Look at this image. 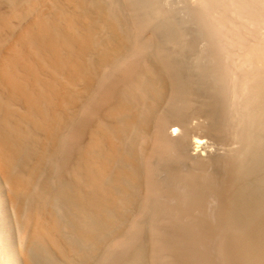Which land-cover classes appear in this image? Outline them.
Returning a JSON list of instances; mask_svg holds the SVG:
<instances>
[{
  "label": "bare ground",
  "instance_id": "1",
  "mask_svg": "<svg viewBox=\"0 0 264 264\" xmlns=\"http://www.w3.org/2000/svg\"><path fill=\"white\" fill-rule=\"evenodd\" d=\"M3 1L9 4L7 10L1 8V3H3ZM49 1L51 2V12H45L42 10V0H0V166L5 179L9 184H7V186H10V191L17 210L21 212L23 209H27V213L22 216L20 222V233L25 239V255L27 264H38L33 252L49 257L46 244L47 241L53 243L69 260H71V253H77L84 259H88L90 257V252L79 248L76 243L71 242L74 240L67 239L63 223L64 217L59 213V209L56 208V205L54 204V206L51 203L53 201H55V203H57V201L59 202L61 199L57 200L58 197L63 199V201L61 200V202H63L62 205H65L64 202H67L68 204L66 205H71L74 210L72 213V223L70 222L69 224L80 232L82 241L84 240L83 242L91 244V248L95 250L100 248L104 242L107 243L105 238L109 227H113V225H116L121 221L123 223L127 215L128 219H126V223L128 224V233L126 235L122 234V237L120 236L121 238L119 237L116 243H125L129 245L139 243L142 237L139 239L138 230L145 224L143 222L144 219L142 221V218L148 217L146 225L150 226L152 230H160V225H164L163 222L165 221H163L162 224L161 221L158 220L157 224L159 225L155 226L157 224L153 222L152 218L161 213L164 214V217L166 218L163 220L168 221V224L172 223L174 226L171 227L169 224V226H167L169 230L168 232L173 231L177 233L175 237L171 238L176 241L175 243L179 242L178 244L168 243L171 242L168 240V242L166 241L167 244L162 242L168 245L167 247H171V251L174 255L172 256V253H169L167 256L169 255L170 257L176 258L175 256L177 254L175 253H178L182 256V259L185 258L186 260L189 259V257L194 256L195 253L198 254L196 258L197 264H264V190L261 191V195L258 193L260 191L256 192V189L258 190V185L255 186L256 189H254V187H248V190L243 184L248 180L244 182L243 178L245 177H241L243 180L241 181L243 183H241L238 180L239 178H237L240 173H243L241 176H244V174L247 173L253 176V174H251L253 173L251 172L253 168H247L251 173L247 169H244L243 165L246 163L243 162V164L239 159H236L234 157V153L233 158L235 160H239L241 163L235 160L233 161L238 165L233 164V171H230L231 173L227 172L226 176H228L229 173L233 174L234 178L232 177L233 179L230 181L229 177L223 175L226 171H228L226 163L230 164L229 161H231L229 159H225L228 157L230 158L229 153L227 155L228 157L225 156L224 158L227 162H225L222 158L219 160L224 161L223 163L226 164L224 166L223 163H221L222 167L224 166L226 168L223 167L224 169H220L221 171H224H222V175L228 179L230 183H222L227 182L222 178H219L218 180L217 178L222 177V175L217 170L215 172H218L220 176L218 174L217 178H214V176L213 178L215 180L210 175V177L207 176L208 178L203 177L205 180L202 179V183L207 182L208 179L207 186H204L205 184H202L200 179L205 173V171L202 172L205 168L201 169L200 166H198L199 169L196 171H188L189 169H187L188 172L186 173L167 176L169 172L166 170V166H169L166 165V162H164V165L159 162L160 164H156L158 165L157 168L153 165V159H155L156 156L188 160L186 156L199 154L201 153L200 151L204 149L203 142H201L200 139H196L197 136L195 131H201L203 127V129H207V121L203 115L204 112L202 113V108H204L203 111H207L206 109L209 108L210 105H204L203 107L202 104L200 106L199 103H201L202 100H212V98L207 97L208 99H203L204 94L202 93L204 92V89L201 87V91L203 92L200 94L195 92L196 94L192 93L194 94L192 95L190 91L186 90V88L191 90L192 88L195 89L199 87L193 86L194 83L192 85L189 83L187 84V82H184L186 84L183 83L184 85H187L185 86V91H187L185 94L187 95L183 96L182 93L184 92V88L181 84H179V82L181 80L185 81L184 78L181 79L184 74L179 77V71L176 73L177 76H175L180 79L178 80L176 77L173 78L174 75H172V71L174 72V63L169 65L174 68H163L166 64L171 61L173 62L170 56H168L170 53L167 52V50L164 51L163 47L166 49L168 43L172 42L173 44L174 41L172 40L175 37L176 39H178V37L182 38L183 31L176 32L177 29H171L169 30L170 32H168V29L165 30V37L162 38L164 39V46L163 44L160 45L162 46V51L158 48L160 46L156 49H153V47L150 49V45H148L149 42H147L146 39L147 37H145L149 34H144V36L142 32L147 31V27V29L152 27L156 28L153 23L154 18L151 21L149 20V17H154L151 15L152 13H149L150 16H146L145 14L146 17L144 16L145 18H143L146 19L145 21L140 18L143 15H138V13L132 14V16L135 15V17H139L140 21H135V23L142 31L141 35L144 36L143 39L145 40H141V35L139 33L138 36H136L139 37L140 35V38L138 39H135L133 34L129 33L133 27L126 26L128 29L131 28L129 32L126 27H123L125 29L122 28L123 25L128 24V22L124 23V20L128 17L123 14H119V12L112 11V8L118 9L116 6L118 7L119 5L114 4L117 3V0H110V2H107V4L111 7H108L110 9H106L105 6L107 4L104 5L98 0H68L73 5V8L63 5V2L60 0ZM132 1L133 0L129 2L131 3V6L140 7V5L132 4L135 3L136 0ZM144 1L146 3L143 2L142 4V2H138V4H142L141 6H144L150 2V0ZM153 1L154 0H152V2ZM228 1L230 6L227 5ZM205 2L206 4H204ZM258 2L259 3L256 4L255 2L247 0H205L204 2L203 0H200L203 7L208 3V6L205 7L207 10L211 6V9H215L216 15L218 12V18H214L217 20H213L214 25L212 24L214 26L213 29H215L213 33H216V31L219 32L217 36L220 38L219 43H221L222 47H224L223 51H227L225 49L229 48H226L225 45L227 44L223 42H227L229 44L231 42V45H229L230 47L232 45L235 47L238 45L237 43H239L241 46L239 45L235 48H231L239 51H241L240 48H243V52L241 51V54L243 55L239 54L240 56H234L238 53V51L233 49L231 51L234 52L229 51L226 53H234V57H239V59L243 60L245 63L247 62V64L251 62L249 59H252L250 58L252 55L260 56L259 58L263 61V65L259 66L257 63H255L256 66H253L252 63L254 62H251L252 67L249 66L251 71L249 70L250 68H248L249 71H247V66L245 68L243 67L246 64L239 61V64L244 63L239 68L242 69L243 67L246 72L244 73V71H240L238 69L234 75H239L238 78L242 75L241 79L243 81L238 78V80L234 79L236 81L232 80V78H236L231 75L234 71H236L233 67L236 65L235 68H237L238 64L233 63V67L229 64L231 65L229 66L230 68H226L225 65L228 66V64L225 63L222 64L223 66H218L219 68L222 67V70L220 71H222L221 73H223V75H220V77L223 76L225 78V80L222 81L224 83L226 81L230 82H226V85L224 86L230 84L231 86L227 87H234V92L237 89L247 92L245 93L247 96L243 95L242 98L241 94L240 96L242 99L237 101L242 100V103H248H243V107H246V105H248L247 108L249 106H254L251 111L250 118L261 131L262 129L264 130V44H256L255 41V44L251 42L253 45L251 43L248 44L250 41H246L247 37L245 35V30L250 27L248 25L253 23H248L247 25L244 24V22H241L242 25H240L241 23L236 22L241 17L242 19L240 20H246L245 23L251 21L258 23L259 28H257L258 24L251 26H255L257 30H262V27L264 26L262 25V22L264 21V0H259ZM229 7H231L232 11L235 9L236 15H238L237 17L239 19L236 17L235 12L234 14L231 12L235 18L230 15ZM108 10L118 13L119 16L109 12ZM207 13H212V15L214 14L213 10L211 12L208 10ZM212 15L210 14V16H207L206 18H212ZM244 16L247 18L245 19ZM122 18H124V20ZM233 19L237 20L234 21ZM135 20L138 19L136 18ZM142 21L149 24V26L146 25L145 27V24ZM149 21L152 23L151 25L148 23ZM121 23L124 24L121 25ZM243 24L247 25L245 30L242 29L245 27ZM212 25L209 26L212 27ZM101 26L109 27L110 29L107 28L108 30L115 32V34H113L114 36L109 37L111 34H108L107 38L100 36L99 32L101 31H98V29L106 30L104 29L105 27L102 29ZM134 28L133 32H136V30L139 29L135 30ZM256 28L251 29L250 27L247 30L254 31ZM157 29L159 30L158 27ZM172 30L173 32H171ZM257 30L255 31V34H258L259 31ZM174 32L177 34L172 35L171 33ZM260 33L263 34L254 35L253 32H251L250 35L263 37L264 32L261 31ZM135 34L136 33H134V35ZM156 34L151 36L153 37L154 42V37L156 36L157 38L158 36ZM250 35L247 34V36ZM224 36L229 37L227 38V41H225L226 38ZM165 38L168 41H166ZM171 38L172 40H170ZM263 39L264 37L255 40L263 42ZM250 40H252V38H250ZM177 41L174 42L175 45L180 46L179 44L181 43L184 45L185 40L181 41V43ZM161 42L162 40L160 43ZM233 42H236V44ZM129 44L131 45L130 49L128 47ZM223 44L225 45L223 46ZM149 49L154 51L151 52ZM92 50L98 51V55L96 57H92L90 55ZM163 51L168 53L167 58H170V62L166 63L165 60H162L164 57H162L164 53ZM154 52L155 54H151ZM125 53L126 55H123ZM129 53L132 54H130L132 57L136 56L134 53L144 55L147 53V55H145V60L148 59V61H150L153 56L152 58L156 59L154 61H157V63L152 61L153 59L150 63L153 64L154 62L156 63L155 65H157L160 61H163V63H159V66H155L156 68H162L159 70L157 69L158 71L154 68L153 70L156 72L154 74L152 71L154 66L152 67L150 63L146 62L147 60H144L145 62L143 63L146 64L144 65L145 69L146 66L150 64V66H147V70H151L152 72L146 74H153V76H155L152 78H146V76H151L144 75L145 72L142 71V69L144 70V66L140 64L142 63L140 60H142L144 56H142V58L138 57V61L137 59H134L136 57H130ZM230 54L228 55L232 57ZM157 55L161 56L159 57L160 59ZM147 56L150 58H147ZM255 58L256 57L253 59L254 61ZM227 59L229 60V57ZM119 61H121L120 65H122V68L118 65L119 68L117 67L115 71L116 75H112L111 71H106V66L108 64H115ZM248 61L250 62L248 63ZM163 64L165 65L163 66ZM115 66L116 65H114V67ZM168 69L171 71L168 72V74H171L170 76H167L168 79H165L164 76L166 75L164 74ZM229 69H231L232 72H229ZM110 70L113 69L110 68ZM163 70L166 71L162 73ZM239 71L242 73H239ZM227 72L231 73L230 78L231 81L235 82V85L230 81V79H226V77H229L227 76ZM208 73L211 72L208 71ZM208 73L206 76H209ZM185 76L187 77V75ZM191 78L189 79L190 81H192ZM176 80H178V82ZM238 83L240 86L237 85ZM79 85L82 86L83 90L89 94V100L83 103L82 106L84 111H82V114L85 113L83 117L79 116L74 109V106L81 101V94L78 91ZM238 86L239 88L236 89ZM204 87L206 88V86ZM221 88L222 87L218 89ZM224 88L222 89L224 92L226 91V95L233 91H228V88ZM79 90L81 89L79 88ZM241 90H237V94L234 93V99L231 100L232 102L230 101V104L232 103L234 106H237L235 108L234 106L229 105V107H232L233 109L227 108L230 111L228 113H231V110L234 111L237 107H239V103L237 104V101H234L235 97H239L238 95ZM218 92L219 94L217 95L220 97L222 96L220 92L224 93L220 90ZM188 94L191 96H188ZM186 96L190 98H192V96H197L195 98H198L201 102H196L197 100L195 98H192V100H194V103H197L199 107L193 105V101L187 99ZM218 98L219 97H217V99ZM217 99L210 101H216V104H219L221 99L219 102H217ZM222 100H228V97H225ZM210 101L207 103L211 105L214 104L209 103ZM223 101H221V105H219V107H216L215 104L212 105L214 106L213 109L220 108L221 110L225 104H227L225 107H228L229 102L225 101L226 103H223L222 105ZM203 103L205 104L206 102ZM240 106H242V104H240ZM243 107H239V109H242ZM244 108L243 110L245 111ZM225 109L226 108L223 110ZM208 110L211 111L212 109ZM249 111L250 110L248 108L247 112L249 113ZM220 112L218 111V114H214L215 117L218 118ZM223 112H226V110ZM234 112L232 113L235 115L239 113V116L237 114L238 117L234 115V117L238 118L237 121H235L236 119H234V117H232L234 120L227 121V119H231L227 117L225 120L226 123L230 124L233 123V121L236 123L238 122L242 112ZM247 112H243L244 117L247 116L245 115ZM105 113L110 120L105 119ZM232 113L230 114V117L233 115ZM222 114L225 115L226 113ZM222 114L221 117L223 118ZM226 116H228V114H226ZM206 117H208L207 114ZM243 118L242 120L244 125L246 119ZM208 120H211V118ZM214 120L209 122L212 123L211 125L216 126L215 128L219 131L222 127L220 124H226L225 122H221L219 125L217 123L214 125V122L216 121ZM252 121L248 120V123ZM219 122L220 121H218V123ZM240 122L241 120L239 123ZM228 124H226L225 127H227ZM211 125L208 128H211ZM229 127H227V130ZM231 127L234 128V130L235 128H237V130L242 129L241 127ZM211 129H209L210 132L214 130ZM231 129L229 130L231 131ZM246 129L249 130L248 128ZM234 130H232V132ZM230 131L229 135H231ZM258 132L256 134H258ZM239 133H241V140L245 142L252 137L251 131L250 133L248 131H244L242 133V130H240ZM208 134L210 135L212 133ZM233 135L235 134L233 133ZM233 135H231V139L236 140L233 138L235 137ZM213 136V138L216 136L219 138L218 134H214ZM238 138L239 136L237 139ZM260 139L261 138H259V140ZM249 142L251 144L250 146H252V141ZM259 142H261V140ZM204 144H206V142H204ZM237 144H240L239 141ZM261 145L263 144L261 143ZM238 147L239 145H237L236 148ZM246 148L247 147L242 148L241 153L243 152L242 150L246 151ZM257 151H259V148ZM238 152L240 153V150ZM239 153L237 154L241 155V153ZM237 154L236 157L238 156ZM255 154V152L252 153V157H254ZM241 156L237 158H242ZM252 157L249 158V161ZM245 162L248 163V160ZM175 163L177 164V161ZM194 163L198 164V160ZM239 163L242 166L239 165ZM46 164L47 166L48 164H51L50 168L54 164V166H57L60 170L68 171L69 175L72 174L74 176L75 182L73 183L72 181H67L68 183H66L65 180H67V178L63 180L60 178L62 176L61 174L59 179H61L63 183H59L60 181H58L61 186L59 188L56 187L57 189H53L50 186V181L55 182L57 180L53 179L49 181L48 178L41 185L39 184L41 183L40 180L38 183L40 186H36L35 180L42 172ZM161 164L163 166L166 165L162 168L161 173L164 172V168L167 171L165 172L164 179L160 178L162 179L160 180L162 182L155 178L158 177L156 175L157 171L160 170L158 168H160ZM188 165L189 164H187V167H189ZM201 165L206 167L203 162ZM196 166L197 165H193L192 168H198ZM231 166L232 165L230 164L229 168H231ZM156 169L157 171H155ZM174 169L175 168H172L171 170ZM206 169L208 168L206 167ZM262 169L264 170V168ZM244 170L248 172L244 173ZM154 171L156 173H154ZM49 172H51V170ZM61 172L62 171H60V173ZM171 172L175 173V171ZM55 173H57V171H55ZM160 177H162V175ZM168 177H175L174 181L176 183L170 186L168 185V182L164 183L165 181L163 180H166ZM251 178L253 181H251L250 178L248 179L255 183L256 180H254V178L256 177L253 176ZM216 179L220 181V185L215 182L217 181ZM247 184H249V182ZM221 185V188H226L227 186L224 185H229L231 192H229V189L227 190L228 192L223 191L224 189L222 190L219 187ZM251 188H253V190ZM254 192L260 195L258 196L259 198L251 195V193L254 194ZM33 194L34 196L36 194L39 197V200L33 199ZM209 194H216L220 197V200L216 198V201L221 202L217 203L220 205L217 213H215L214 210L208 212L211 210L209 209V206L206 207L209 210L204 209L205 206H207V202L212 200L210 198L216 196ZM49 203L51 204V207H48ZM132 203L136 204V208L133 209L134 211L129 213V210L126 209V205ZM62 205L59 204L57 207L61 208L60 206ZM66 207L63 209L65 210ZM195 210L201 212L202 214L194 213ZM205 211L208 213H204ZM209 213H213L212 215L216 214L215 220L212 218L213 216L210 217L211 214ZM69 214L70 213H68V215ZM199 214L200 216L198 217L200 218H195V216ZM202 216H209L212 220L207 217L201 218ZM176 226L180 229L179 232ZM175 227L177 229H175ZM164 230H166V228H164ZM200 230L204 232H201ZM228 230L232 233L233 239L231 242L229 241V243H223L224 241L222 240L225 239V237H223L225 234L222 235L221 232L224 231L223 233H226ZM151 232L153 233V231ZM157 233H154L155 235L149 234L148 237L153 238ZM219 233L221 235H219ZM144 234L145 232L142 236ZM174 235L175 234L163 236L164 240L162 239V241L167 239L164 237ZM217 235L218 240H214H217L220 243L218 244L217 242L216 244H213L210 239L216 237ZM71 236L75 235L71 234ZM219 238L222 240H219ZM160 241H154L156 242V246H151V251H149V253H159L160 249L163 250L162 247L157 249L159 245H163L160 244ZM189 241H193L194 244H196V248L188 247L190 244ZM151 244L154 243L151 242L149 245ZM209 244L212 245V247ZM120 246H123L124 248L129 247H125L126 245L124 246L122 244ZM208 247L212 248V254L215 253L214 255L219 256L221 259L213 257L214 255H210ZM129 248L134 247L132 245ZM142 248H144V245H141V247L139 246L137 250L140 251ZM120 249L121 248L117 246V250L119 251ZM154 249L158 251H154ZM128 250L129 251L126 252V256H123L122 254L124 252L122 253L121 251L119 254L123 257L119 255L116 260L119 258H128L129 256L127 253L133 249ZM142 250L144 251L145 249ZM146 250L148 251V249ZM143 251H140V253L143 254ZM147 251L145 252L146 254ZM174 251L176 252L174 253ZM219 251L225 252V255L217 253ZM0 253V264H11L17 261V257L10 251L7 245H0ZM133 253L137 256L135 258H138L135 261L136 263L143 262L144 259H141L143 255L141 256L139 252L136 253L135 250ZM117 254L115 253V255ZM146 254L145 256H147ZM163 255L164 256L161 258H167L166 254ZM113 257L112 262L115 263V256ZM174 258L168 257L167 260L171 259L172 261ZM139 259H141L140 262H138ZM107 263L111 262L108 260L106 263L104 262V264ZM117 263H119V260Z\"/></svg>",
  "mask_w": 264,
  "mask_h": 264
},
{
  "label": "rangeland",
  "instance_id": "2",
  "mask_svg": "<svg viewBox=\"0 0 264 264\" xmlns=\"http://www.w3.org/2000/svg\"><path fill=\"white\" fill-rule=\"evenodd\" d=\"M60 1H62L61 3L63 4V5H65V6H67V7H69V8H73V5L68 1V0H60ZM99 2H101L102 4H104V5H106L107 4V2L109 1L110 2V0H98ZM128 1V2H127ZM131 0H117V3H114V4H118L119 6L117 7L116 5H114V6H116V8H118V9H113L112 8V11H115V12H119V14H123V15H125L126 17H128L126 20H124V18H126L125 16H123L124 18H122L123 20H124V23H127L128 22V24H125V25H123L122 26V28L123 27H126V26H130V27H136V28H134L135 30L136 29H138L139 28V26L137 27V25H136V23H135V21H140L139 20V17L138 16H136L135 17V15H133L132 16V14H134V13H138V15H143V16H141L140 18L141 19H143V18H145L146 16H150V14L151 15H153L154 17H149V20L151 21L153 18V23L155 24V26H156V28L155 27H152V28H149V29H147L146 28V30L147 31H145V30H143L142 28V30L143 31H145V32H142L141 30H140V28L138 29V30H136V32H133V28H132V30H131V28L130 29H128V27H126V29H128V32H129V30H131L129 33L130 34H133V36L135 37V39H138V38H140V35H141V32L143 33V35L145 34V35H147V34H149V35H147V36H145V37H147L146 39H147V42H149L148 43V45H150L149 46V48L150 49H152V47H153V49H156L158 46H160V45H162L163 44V46H164V42H163V40L164 39H162L163 37H165L164 35H165V30H167L168 32H170L169 30H171V29H173V30H176V32L178 31H183L182 32V34H183V39L181 38V37H178V39L179 40H181V41H183V40H185L184 41V45H183V43H181V41H179L178 39H176V37L175 36H172V37H175V38H173V40H172V38L170 39V40H172V41H174V42H176L177 40V42H180L181 44H179L180 46H177V45H175L174 44V42H173V44H172V42L171 43H168V45H167V48L166 49H164V47H163V50L164 51H166L167 50V52H169L170 53V55H168V56H170V58H171V60H173V62L171 61H169V59L167 58L168 56H167V54L168 53H165L164 51V53H163V55H162V57L164 56L165 57V59H164V57H163V59L162 60H165L166 61V63L167 62H170V63H168V64H166V66H164L165 64H163V68L164 69H167L166 67H169V69H171V68H174V67H170L169 65L171 64L172 65V63H174V66H175V68L173 69L174 70V72L172 71V75H174L173 76V78H175L177 75H176V73L177 72H179L180 71V74H178L179 75V77H180V75L182 76V74H184V76L181 78V79H185V81L184 80H181L180 82H179V84H181L182 86H183V88H184V92L182 93V95L183 96H185V95H187V94H185V92H187V91H190V93L192 94V93H195V92H197V94L199 93H201V92H203L202 94H204V97H203V99L204 98H206V99H208L207 97H209V98H212V100L213 99H217V97H219L217 100V102H219V100H220V102H219V104L217 103L216 104V101H214V102H211L212 100L211 99H208V100H202V102H201V100H199L198 98H195V97H197V96H192V98H195L197 101L196 102H201V103H199V105L201 106V104H202V106L204 107V105H206V106H209L210 105V107L209 108H207V107H205V108H207L206 110L207 111H203L204 110V108H202V113L204 112V117L206 118L205 120L207 121L206 122V124H207V126L208 127H210V125L212 124V123H210V122H212L215 118V122H214V125L217 123L218 125L221 123V122H225L226 123V119H227V117H229V118H231V119H227V121H229V120H234V119H236L235 121H237V119L238 118H236V117H238L239 116V113H237L238 114V116H237V114L235 115V114H233L232 112H234V111H236V112H242L241 114H240V117H239V120H238V122L236 123V122H234L233 121V123H230V124H228V123H226V124H228L227 125V127H229V125H230V127H229V129H231L232 127L231 126H233V127H238V128H242V129H239V130H237V128H235V130H234V128H232L231 129V131L228 129L227 130V127H225V125H223V124H220V125H222V127L220 128V131L219 130H217V128H215L216 126H213V125H211V128L212 129H214L212 132H210L209 131V129H211V128H208L207 126V129L205 130V129H201V131L200 130H196L195 131V133H196V139L198 140V139H200L201 140V142H203V147H204V149L202 150V151H200L201 153H199V154H192V155H189V156H186L187 157V159L188 160H181L180 158V161H179V159H177V158H172V157H155V159H153V165H154V167H158V165H156V164H160V163H162L163 165L165 164L164 162H166L167 164L166 165H168L169 167H167L166 165V170L170 173H168V175L167 176H170V175H172V174H182V173H186V172H188V171H196L197 169H199V167L198 166H200V168L201 169H204L205 168V170H202V172L203 171H205V173L203 174V176H202V178L200 179V182L202 183V179H203V177H205V178H208V177H214V178H217L218 176H217V174H218V172L222 175V171H221V169L226 165V167H228L227 169H228V171H226V173H224L223 175H225L226 176V174H227V172H230V171H233V166L234 165H238L236 162H233L235 159L233 158V156H234V153H235V158L236 159H239L242 163L244 162V163H246V164H244L243 165V168L244 169H249V168H253L252 170H251V172H253V173H251L248 169V171L251 173V174H253V176L254 177H256V178H254V180H256V182L255 183H257V184H255V183H253V182H251V181H253V179L251 178V177H253L252 175H250L249 173H247L248 171H246V170H244L245 172L244 173H247V174H244V176H241V175H243V173H240V175H238L237 176V178H239L238 180L241 182V181H243L244 180V182L246 181V180H248V181H246L245 183H243V182H241V183H243L246 187H247V189L249 190V188L248 187H254V189H256L255 188V186H257L258 185V190L256 189V192H258V191H260V192H258L260 195H261V191L262 190H264V170L262 169V168H264V130L262 129L261 131H260V128H258L254 123H253V121H252V119L250 118V114H251V111L253 110V107L254 106H249L248 108H249V113L247 112V106L248 105H246V107L244 108L243 107V103H247V102H243L242 103V100L241 101H237V100H240V99H242L243 98V95H245V93H247V92H245V91H242L241 89H237V88H239V83L237 84V85H239L238 87H236V89L237 90H241V92L239 93V97H235V101L234 102H236L237 101V104H238V106L239 107H243L244 109H245V111L247 112L245 115H247V116H245L244 117V114H243V112H245L244 110H243V108L242 109H239V107H237V109L236 110H231L232 112V116L230 117V114L231 113H228V112H230L229 111V109L230 108H232V107H229V105L230 106H234L232 103L230 104V101L231 100H233L234 99V93L235 94H237L236 93V91L234 92V90H233V88L234 87H227V86H231L230 84H228V83H230V82H228V81H226V82H228L227 84V86H224V85H226L223 81L225 80V78L223 79L222 77H220V75H223V73H221L222 71H220V70H222L221 68L222 67H218V66H223L222 64L223 63H225V64H228V66H226L225 65V67L226 68H230L229 66H231L233 63L234 64H238L237 66V68H235L236 67V65H235V67H233L234 65H232V67H233V69L234 70H236V71H234L232 74L231 73H229L230 71H231V69H229V72H227L228 73V75L227 76H229V77H226V79L228 80V79H230V81H231V76H230V74L231 75H233V77L235 76L234 74H236V72L238 71V69L240 70V71H244V73L246 72V70H244L243 69V67L245 68L246 66V68H247V71H251V68L250 67H252V64H253V66H256V64L255 63H257V65L259 66V65H263V61L261 60V58H259L260 56H255V55H252V57L250 56V58H252V59H249L251 62H254V63H252L251 64V62L250 61H248V63L249 64H247V62L245 63L243 60H241V59H239V57L237 58V57H234V56H240V55H243V54H241L242 52H243V48L241 49L240 48V50L242 51H239V50H235V49H233V48H235L236 46H239L240 44L239 43H237L238 45H236L235 47H233L234 45H232L231 47H233V48H231L229 45H231V42H230V40H229V42H230V44L229 43H227V42H223V43H225V44H227V45H225V44H223V46L225 45V47L227 48V47H229V48H227V49H225V50H227V51H223L224 50V47H222V45H221V43H219L220 42V38L217 36L218 35V31H216V33H213V31L215 30V29H213L214 28V22H213V20H217V19H214V18H218V12H217V15H216V13H215V9H211L210 7H209V11L211 12L212 10H213V12H214V14L212 15V13H207L208 12V10H207V8H205L206 6H208V3H207V5L206 6H204L203 7V4H201L200 3V0H154L153 2H152V0H150V2H152V3H150V2H148L147 4H145L144 6H141L142 4H143V2H145L144 0L143 1H140V2H142V4H138V0H136V2L135 3H132V4H136V5H140V7L138 6H135V7H133V6H131L130 4L131 3H129ZM134 1V0H133ZM132 1V2H133ZM149 1V0H148ZM205 0H203V2H204ZM227 1V0H226ZM247 1H252V2H255L256 4H258L259 2V0H247ZM47 2V3H46ZM111 2H114V1H111ZM139 2V3H140ZM49 3V4H48ZM146 3V2H145ZM204 4H206V2L204 3ZM227 4V3H226ZM126 5H128V6H126ZM228 6H230L229 5V1H228V4H227ZM114 6H112V7H114ZM231 6H232V4H231ZM8 7H9V4L7 3V2H4L3 1V3H1V8L2 9H4V10H7L8 9ZM108 7H110L109 6V4H107L106 6H105V8L106 9H110V8H108ZM233 7V6H232ZM41 8H42V10L43 11H45V12H51L52 11V8H51V2L49 1V0H42V6H41ZM44 8V9H43ZM51 8V9H50ZM234 8V7H233ZM232 8V9H233ZM120 9V10H119ZM211 9V10H210ZM229 12H230V15L233 17V18H235V16H233V14H234V12H235V15H236V11H235V9H233L234 11H232L231 10V7H229ZM118 10V11H117ZM122 10V11H121ZM109 12H111V10H108ZM159 11V12H158ZM228 11V10H227ZM115 12H111V13H113V14H115V15H118V13H115ZM120 12H123V13H120ZM233 14H232V13ZM144 13V14H143ZM150 13V14H149ZM145 14H146V16H145ZM155 14H156V16H155ZM210 14L212 15V18L211 17H208L209 19H207L206 17L207 16H210ZM206 15V16H205ZM119 16V15H118ZM117 16V17H118ZM145 16V17H144ZM238 15H236V17H237ZM121 18V17H120ZM119 18V19H120ZM138 19V20H135V19ZM202 18V19H201ZM205 18H206V20H205ZM238 18V17H237ZM244 18L246 19L247 17L246 16H244ZM134 19V20H133ZM211 19V20H210ZM239 19V18H238ZM240 19H242L241 17H240ZM238 20V21H236L237 19H233L234 21H236L237 23H241V22H244V24H247L248 25V23L250 24V23H253V24H250V25H248V26H250L251 27V29H253V28H256L255 26H251V25H255V24H258V23H256V22H253V21H251V20H249V21H251V22H247V23H245V21L246 20H244V21H242V20ZM130 20V21H129ZM144 21L146 20V19H143ZM248 20V19H247ZM144 21H142V22H144ZM148 22V23H150V25L152 24L151 22ZM210 21V22H209ZM200 22V23H199ZM124 23H121V25L122 24H124ZM208 23H210V24H208ZM229 23V22H228ZM263 24L262 25H264V21L262 22ZM134 24V25H133ZM139 24H140V22H139ZM144 26L146 27V25H148L149 26V24H146V22H144ZM213 24V25H212ZM231 25H233L232 23H230ZM230 24H227V25H230ZM243 24V26H245L244 28H242L243 30H245L246 29V26L247 25H244ZM132 25V26H131ZM136 25V26H135ZM212 25V27H210V26ZM240 25H242V23L240 24ZM141 26V25H140ZM257 26V25H256ZM105 27V28H104ZM157 27L159 28V30L157 29ZM228 27H231V26H228ZM250 27H248V28H250ZM260 27H261V25H260ZM100 28V27H99ZM101 28L103 29H106V30H101V29H98V31H101V32H99V35L100 36H103V37H105V38H107L108 37V34H111V35H109V37H111V36H114L113 34H115V32H113L112 30H108L107 28H109V27H106V26H101ZM170 28V29H169ZM247 28V29H248ZM257 28H259V24H258V26H257ZM257 28L256 29H254V31H251L250 29V31L251 32H253V34L254 35H260V34H263V33H260L261 31L262 32H264V26L262 27L263 29L262 30H257ZM110 29V28H109ZM123 29H125V28H123ZM245 30L246 31V41H250V42H248V44L249 43H254V41L256 42V44H264L262 41H259V40H261V39H259V40H255V39H258V38H263L262 36H251L250 34H251V32L250 31H248V30ZM134 30V31H135ZM139 30H140V32H139ZM149 30V31H148ZM173 30L171 31V32H173ZM259 31L258 32V34H255V31ZM127 31V30H126ZM138 31V32H137ZM209 31V32H208ZM199 32V33H198ZM134 33H136L135 35H134ZM138 33L140 34L139 35V37H136V36H138ZM151 33V34H150ZM156 35H158L157 36V38H156V36L154 37L155 38V42L153 41V37H151V36H154L155 34ZM164 33V34H163ZM225 33V32H224ZM257 33V32H256ZM172 35L174 34H177V33H171ZM179 34V33H178ZM181 34V33H180ZM216 34V35H215ZM221 34V33H220ZM247 34H249L250 36H247ZM252 34V35H253ZM143 35H141V40H145V39H143L144 38V36ZM223 35V34H222ZM221 35V36H222ZM169 36H171V35H169ZM177 36V35H176ZM180 36V35H179ZM204 36H205V38H204ZM220 36V35H219ZM225 36H226V34H225ZM224 36V37H225ZM227 36H230V35H227ZM133 37V38H134ZM252 38V40H250V38ZM257 37V38H256ZM132 38V39H133ZM148 38H152V39H148ZM185 38V39H184ZM221 38H223V37H221ZM226 38V39H225ZM224 39H225V41H227V38H229V37H225ZM166 39V38H165ZM187 39V40H186ZM134 40V39H133ZM153 41V42H151V41ZM162 40V42L160 43V41ZM264 40V39H263ZM158 41V42H157ZM166 41H168L167 39H166ZM165 41V42H166ZM223 41V40H222ZM134 42V41H133ZM146 42V41H145ZM155 45H154V44ZM158 43V44H157ZM233 43H235L236 44V42H233ZM247 43V42H246ZM251 43V44H252ZM167 44V43H166ZM255 44V43H254ZM181 45H183V46H181ZM189 45V46H188ZM221 47H220V46ZM253 45V44H252ZM241 46V45H240ZM129 49L131 48V45L129 44ZM159 49H161L162 48V46H160V47H158ZM237 48H239V47H237ZM6 49V48H5ZM149 49V51H154V50H150ZM229 49V50H228ZM235 50V51H238V53L236 54V55H234V53H232V54H230V53H226V52H229V51H231V50ZM97 50V49H96ZM96 50H92L91 51V53H90V55L92 56V57H96L97 55H98V51H96ZM95 51V52H94ZM130 51V50H129ZM161 51H162V49H161ZM148 52V51H147ZM231 52H234V51H231ZM94 53V54H93ZM219 53H221V54H219ZM131 53H129V55H130ZM134 54H136V56H134V57H136V58H134V57H132L131 55H130V57H132V58H134V59H137L138 60V57H140V58H142V56H144L143 57V59L142 60H140V62H142V63H140L141 65H146V64H144L143 62H145L146 60V62H148V63H150L151 62V60L153 59L152 57H151V59H150V61H148V59H146L145 60V55H147V53L144 55V54H138V53H134ZM151 54H155V52L154 53H151ZM156 54H160V53H156ZM187 54V55H186ZM228 54H230V55H232V57L231 56H229ZM240 54V55H239ZM123 55H126V53L125 54H123ZM225 55H226V57H225ZM234 55V56H233ZM158 56V58L159 57H161V56H159V55H157ZM156 57V56H155ZM229 57V60L227 59ZM254 57H256L255 58V61L253 60L254 59ZM147 58H150L149 56H147ZM157 58V57H156ZM157 58V59H158ZM160 59V58H159ZM223 59H225V60H223ZM258 59V60H257ZM145 60V61H144ZM154 60H156V59H153L152 61H154ZM221 60H223V61H221ZM253 60V61H252ZM139 61V60H138ZM230 61H232V62H230ZM239 61H241V62H244L246 65L245 66H243L242 67V69H240L239 67H241L244 63H240L239 64ZM258 61H259V63H258ZM154 62H156L157 63V61H154ZM153 62V64H151L152 65V71H153V73L155 74L156 72H154V68L156 69V71H158L159 69H161L162 67H155V66H159L160 64L159 63H163V61H160L157 65H155L156 63H154ZM216 62V63H215ZM228 62V63H227ZM230 62V63H229ZM147 63V64H148ZM121 64V61H119V62H117V63H115V64H108L107 66H106V71H111V73H112V75H116V68L118 67V65H119V67H121L122 68V65H120ZM150 64H148L147 66H150ZM215 64V65H214ZM229 64H231V65H229ZM114 65H116L115 67H114ZM143 66H141V67H143ZM146 66V69H145V66H144V70L142 69V71L143 72H145V74L144 75H150L151 77H149V76H146V78L148 77V78H152V77H155V76H153V74H146V73H152L151 72V70H147V67ZM214 66V67H213ZM250 66V67H249ZM118 67V68H119ZM211 67V68H210ZM217 67V68H216ZM110 68L111 69H113V70H110ZM248 68H250L249 70H248ZM158 69V70H157ZM169 69L166 71V70H163L162 71V73L163 72H165L166 71V73L164 74V75H166V76H164V75H161V76H164L165 77V79H168V77L167 76H170V74L171 73H169L168 74V72H171V71H169ZM204 70V71H203ZM118 71H120V70H118ZM118 71H117V73H118ZM208 71L209 72H211V73H208ZM239 71V73H242V72H240ZM114 72V73H113ZM161 72V71H160ZM189 72V73H188ZM221 74H220V73ZM232 72V71H231ZM162 73H160V74H162ZM186 73V74H185ZM205 73V74H204ZM207 73L209 74V76H206L207 75ZM239 73H237V74H239ZM158 74V73H157ZM156 74V75H157ZM159 75V74H158ZM157 75V76H158ZM176 75V76H175ZM185 75H187V77L185 76ZM192 75V76H191ZM215 75H218V76H215ZM238 76L239 75H236L235 77L236 78H232V80H234V79H236V80H238V79H240L241 81H243L242 79H241V76H240V78H238ZM192 77V78H191ZM211 77V78H210ZM170 78H172V77H170ZM192 79V81H190L189 79ZM238 78V79H237ZM244 78V77H243ZM176 79H178L177 77H176ZM180 79V78H179ZM178 79V80H179ZM218 79V80H217ZM178 80H176L177 82H178ZM206 80H207V82H206ZM212 80V81H211ZM223 80V81H222ZM236 80H234V81H236ZM244 80H246V79H244ZM196 83H195V82ZM234 81H231L232 83H234V85H235V82ZM247 81V80H246ZM245 81V82H246ZM249 81V80H248ZM184 82H187V84L189 83V84H193L194 83V85L193 86H195V87H199V88H192L191 90H188L187 88H186V90L187 91H185V86H187V85H184V84H186V83H184ZM211 82V83H210ZM184 83V84H183ZM210 83V84H209ZM222 83V84H221ZM237 83V82H236ZM200 85V86H199ZM233 85V86H234ZM204 86H206V88L204 87ZM192 87V86H191ZM204 89L203 91H201L202 89ZM204 87V88H203ZM215 87V88H214ZM220 87H222V88H224V87H226V88H228L227 90L229 91V90H233V91H231L230 93H228V95H226V91L224 92V90L222 89H218V88H220ZM79 88L81 89V90H79ZM226 88H224V89H226ZM190 89V88H189ZM218 89V90H217ZM207 90V91H206ZM223 91L224 93H221L220 92V94L223 96H218L217 94H219V92L218 91ZM245 90H247V89H245ZM78 91H79V93L81 94H79L81 97H80V99H81V101L77 104V105H75L74 106V109H75V111H76V113L79 115V116H81V117H83L84 115H85V113L84 114H82V111H83V108H82V106H83V103H85L86 101H88L89 100V94L86 92V91H84L83 90V88H82V86H78ZM84 91V92H83ZM192 91V92H191ZM210 91H213V92H210ZM216 91H217V93H216ZM86 95V96H83V95ZM196 94V93H195ZM201 94V95H202ZM211 94V95H210ZM223 94H225V95H223ZM242 94V98H241V95ZM192 95H194V94H192ZM234 95V96H233ZM188 96H191L190 94H188ZM198 96H200V95H198ZM232 96H233V98H232ZM245 96H247V95H245ZM201 97V96H200ZM227 98L228 97V100H222L223 98ZM186 98L187 99H189L190 101H193L192 102V104L193 105H195V106H197V107H199L198 106V104L197 103H194V100H192V98H190V97H187L186 96ZM236 98H239V99H236ZM246 98V97H245ZM200 99H202V98H200ZM199 100V101H198ZM211 100V101H210ZM208 101H210L209 103H214L215 104V106L216 107H219V105H221V101H223L222 102V105H223V103H226V102H229L228 103V107H225V106H227V104H225V106L223 105V108H221V110H223L224 108H226L225 110H226V112H223V111H225V110H223L222 112H220L221 110H220V108H214L213 109V107L214 106H212V105H214V104H208L207 102ZM226 101V102H225ZM203 102H206L205 104L203 103ZM232 102V101H231ZM235 104V103H234ZM240 104H242V106H240ZM248 104V103H247ZM236 106L237 105H235L234 107L236 108ZM252 107V108H251ZM227 108H229V109H227ZM21 109V108H20ZM201 109V108H200ZM208 109H212L211 111L210 110H208ZM233 109V108H232ZM241 110V111H240ZM220 112L219 114L220 115H218L219 117H221V114L222 113H226V114H228V116H226V114L225 115H223V118L221 117V118H217V117H215V115L214 114H218L217 112ZM84 112V111H83ZM206 112V113H205ZM235 113V112H234ZM206 114L208 115V117H206ZM105 115H106V117H105V119L106 120H110V118L107 116V114L105 113ZM234 115L236 116V117H234ZM210 116V117H209ZM226 118H225V117ZM232 117H234V119L232 118ZM244 117V118H243ZM209 118H211V120H208ZM225 118V119H224ZM242 118L243 119H246L245 121V124L243 125V120H242ZM221 119H222V121H221ZM224 119V120H223ZM241 120V122L239 123V121ZM248 120L250 121H252V122H249L248 123ZM210 121V122H209ZM218 121H220L219 123H218ZM210 123V124H209ZM239 123V124H238ZM231 124H233V125H231ZM246 128H248L249 130H247ZM211 129V130H212ZM251 129V130H250ZM254 129V130H253ZM232 130H234L233 132H232ZM240 130H242V133L244 132V131H248L249 133H250V131H251V134H252V137L248 140V141H243V140H241V138H240V134L241 133H239V131ZM204 131H206V132H204ZM229 131H230V134L231 135H233V133L235 134V135H233V136H235V137H233L234 139H236V140H232L231 138H232V136L231 135H229ZM238 131V132H237ZM259 131V132H258ZM214 132V133H213ZM218 132V133H217ZM219 132H220V134H219ZM258 132V134H256ZM202 133V134H201ZM208 133H212V134H208ZM255 133V134H254ZM260 133V134H259ZM214 134H218L219 135V138L216 136L215 138H213L214 136ZM261 136V137H259V136ZM199 136V137H198ZM239 136V138L237 139V137ZM223 138H226V139H228V140H226V139H223ZM259 138H261L260 140H261V142H259L260 140H259ZM217 139H218V141H217ZM203 140V141H202ZM232 140V141H231ZM236 141V142H235ZM238 141H239V143L240 144H237L238 143ZM249 141H252L251 143H252V146H250L251 144H250V142ZM204 142H206V144H204ZM224 142V143H223ZM236 144H235V143ZM225 143H226V145H225ZM261 143L263 144V145H261ZM243 144V145H242ZM237 145H239V147L238 148H236L237 147ZM245 145V146H244ZM242 148H245V147H247L246 148V151H244V150H242L243 152L241 153V147ZM261 146V147H260ZM249 148V149H248ZM258 148H259V151H257L258 150ZM240 150V153H241V155H238L237 153H239L238 151ZM247 152V153H246ZM256 153L255 154V156L254 157H252V153ZM230 153V154H229ZM239 153V154H240ZM246 153V154H245ZM229 154V156H230V158L227 156ZM236 154L238 155L237 157H239V156H241L242 158H237L236 157ZM225 156H227L228 158H225ZM189 157H191V158H189ZM250 157H252L251 158V160L249 161V158ZM164 158V159H163ZM229 159V160H231V161H229V163L232 165L231 166V168H229L230 167V164H228V163H226V164H224L223 162L225 161V162H227L225 159H224V161H221V160H219V159ZM253 158H255V159H253ZM170 159V160H169ZM177 161V164L175 163L176 161ZM196 160H198V164H200V165H198V164H195L194 162L196 161ZM239 160H235V161H237V162H240ZM248 160V163L247 162H245V161H247ZM186 161V162H185ZM219 161V162H218ZM160 162V163H159ZM185 162V163H184ZM199 162H201V163H199ZM202 162L203 163H205V166L208 168V169H206V167H203V165H201L202 164ZM240 162V163H241ZM221 163H223V167H222V165H221ZM239 163V165H241ZM161 164V165H162ZM173 164V165H172ZM187 164H189L188 166L190 167H187ZM234 164V165H233ZM50 165L51 164H48V166H47V164L44 166V168H43V170H42V172L37 176V178H36V180H35V185L36 186H40L47 178L49 179V181L50 180H57V181H55L56 182V185H55V182H51L50 181V186L53 188V189H57V188H59L60 186H61V184H59V183H63V181L61 180V179H59V177H60V175L62 174V176L60 177V178H62L63 180H65L66 178H67V180H65L66 181V183H68L67 181H72L73 183L75 182V178H74V176L72 175V174H68V171H63V170H60L57 166H54V164H53V166H51V168H50ZM160 165V168H158V169H160L159 171H157V169L155 170V171H157V175L156 174H154V175H156V176H158V177H155L158 181H160V180H162V179H160V178H163L164 179V177H165V172H167L166 170H165V168H164V172L163 173H161L162 171V168L163 167H165V166H161ZM193 165H197L196 167H198V168H196L195 169V167L194 168H192V166ZM246 165V166H245ZM173 166V167H172ZM242 166V165H241ZM252 166V167H251ZM255 166V167H254ZM45 167H46V169H45ZM203 167V168H202ZM226 167H224V168H226ZM169 168V169H168ZM172 168H175L174 170H171ZM221 168V169H220ZM223 168V169H224ZM177 169V170H176ZM187 169H189L188 171H187ZM192 169V170H191ZM230 169V170H229ZM51 170V172H49ZM57 171V173H55V171ZM208 172H207V171ZM218 170V172H215V171H217ZM47 173H45V172ZM60 171H62L61 173H60ZM154 171V173H156ZM171 171H175V173H173V172H171ZM199 171H201V170H199ZM211 171H214L215 173H216V175H215V173L214 172H211ZM224 172V171H223ZM60 173V174H59ZM70 173V172H69ZM211 173V174H210ZM231 173V172H230ZM229 173V175L228 176H226V177H229V180L231 181V179H233L234 177H233V174H230ZM44 174H45V176H44ZM220 174H218L219 176H220ZM42 175H43V178H42ZM63 175H65V176H63ZM162 175V177H160ZM210 175V176H209ZM222 175V177H218L217 179L219 180V178H222L224 181L226 180L227 182H222V183H230V181H228V179H226L224 176ZM246 175V176H245ZM54 176V177H53ZM70 176V177H69ZM72 176H73V178H72ZM173 176V175H172ZM208 176V177H207ZM249 176V177H248ZM251 176V177H250ZM44 177H46V178H44ZM233 177V178H232ZM241 177H245V178H243V180H242V178ZM247 177V178H246ZM70 178V179H69ZM175 177H168V178H166V180H163V181H165L164 183H167L168 182V185L170 186V185H174L176 182L174 181L175 179H174ZM213 178V179H214ZM225 178V179H224ZM248 178H250L251 179V181H250V179H248ZM39 179V180H38ZM42 179H43V181H42ZM72 179V180H71ZM172 179V180H171ZM216 179V180H217ZM41 180V183H39V181ZM203 180H205V179H203ZM215 180V179H214ZM215 181V182H217V184H219V182L220 181ZM221 180V179H220ZM222 180V181H223ZM58 181H60L59 183H58ZM62 181V182H61ZM64 181V182H65ZM170 181V182H169ZM72 182H69V183H72ZM160 182H162V181H160ZM173 182V183H172ZM204 182V181H203ZM249 182V184H247ZM40 185H39V184ZM254 185H253V184ZM0 184H1V188H0V245H7L8 247H9V249H10V251L17 257V261L16 262H14V263H11V264H27V259H26V255H25V239L22 237V235H21V233H20V222H21V218H22V216L24 215V214H26L27 212H26V208L25 209H23L21 212H19L18 210H17V207H16V205H15V203H14V201H13V197H12V193H11V191H10V186H7V184H8V182L6 181V179H5V177H4V174H3V171H2V168H1V166H0ZM202 184H205L204 186H207V184H208V179H207V182H205V183H202ZM247 184V185H246ZM9 185V184H8ZM220 185V184H219ZM252 185V186H251ZM224 186H227L226 188H221L222 187V185L221 186H219L223 191H227L228 189H229V185H224ZM9 187V188H8ZM55 187V188H54ZM57 187V188H56ZM252 190H253V188H251ZM228 192V191H227ZM229 192H231L230 191V189H229ZM253 192V191H252ZM256 192H254V194L253 193H251V195L253 196V197H257V198H259L258 196H260V195H258V193H256ZM250 193V192H249ZM209 195H216V194H209ZM38 196L35 194V196H34V194H33V196H32V198L33 199H36V200H39V197L37 198ZM210 197V196H209ZM216 198L218 199V200H220V197L219 196H213V198L211 197L210 199H212L210 202H207V201H209V200H207L206 202H207V206H205V208L204 209H208V208H206V207H208L209 206V209H211V210H209L208 212H211L212 210H214V212L215 213H217V210H218V208H220V205H218L217 203H221L220 201H216ZM62 200L63 201V199L62 198H60V197H58L57 198V200ZM207 199H208V197H207ZM56 200V201H57ZM61 200L58 202L57 201V203H55V201H53V202H51L52 203V205H56V208H58L59 210V213L60 214H62V216L64 217L63 218V223H64V226H65V235H66V237H67V239L68 240H74V241H71L72 243H76V245L79 247V248H81V249H83V250H86V251H88V252H90L89 254H90V257L88 258V259H84L83 257H81L79 254H77V253H71V260H69L67 257H65L60 251H59V249L53 244V243H51L50 241H47L46 242V244H47V249H48V254H49V257L47 256H44V255H41V254H39V253H36V252H33V255H34V257H35V259H36V261L38 262V264H104V262L106 263V261L108 260V261H110L111 263H107V264H143V263H145V264H177V262H178V264H197L196 263V258H197V256H198V254H195L194 253V256H191V257H189V259H186L185 260V258H183L182 259V256H180L178 253H175L176 251H174V253L175 254H177L175 257L176 258H174V257H170L169 255L167 256V254H169V253H172V249H171V247H167L168 245H166L167 243H166V241L168 240V241H171V242H168V243H174V244H178V243H175L176 241H174L172 238L173 237H175L176 236V234L177 233H175V232H168L169 230H168V227L167 226H169V224H168V221H166V220H163V219H166L165 217H164V214H161V213H159V214H157L156 216H154L153 218H152V220H153V222L155 223V224H157V221L159 220V221H161V223L163 222V221H165V222H163L164 223V225H160V227L162 228H160V230H158V229H156V230H152L151 229V227L150 226H148V225H146V221L148 220V217H146V218H142V221H143V219H144V226L143 227H141L139 230H138V234H139V239H140V237H142L141 239H140V241H139V243H134V244H132L133 245V247L134 248H129V247H131L132 245L130 244H125V243H116V241L119 239V237L123 234V235H126L127 233H128V224L126 223V219H128V215L126 216V218H125V220L123 221V223H122V221L120 222V223H122V224H120V223H118V224H116V225H113V227L112 226H110L109 227V230H108V232H107V235H106V238H105V241L107 240V243H105L104 242V244L103 245H101L100 246V248H98V249H93V248H91L92 247V245L91 244H89V243H87V242H83L82 241V236L80 235V232H78L76 229H74L72 226H71V224H69L70 222L72 223V213H73V208L71 207V205H69V206H67L66 204H68L67 202H64V204L65 205H62L63 204V202H61ZM29 201V200H28ZM28 201H27V203H28ZM214 202V203H213ZM59 204L60 205H62V206H60L61 208H59V207H57V206H59ZM134 204V205H133ZM209 204V205H208ZM216 204H217V206H216ZM54 205V206H55ZM132 205H133V207H132ZM69 208H67V207ZM216 206V207H215ZM48 207H51V204L49 203V206ZM66 207V211H67V213H66V211L63 209V208H65ZM136 208V204L135 203H132V204H128V205H126V209H128L127 211L130 213V212H132V211H134L133 209H135ZM213 208H215V209H213ZM70 209H72V210H70ZM203 209V210H204ZM61 210V211H60ZM70 210V211H69ZM203 212V211H202ZM207 211H205L204 213H206ZM207 212V213H208ZM68 213H70L69 215H68ZM194 213H196V214H198V213H201V212H198L197 210H195L194 211ZM202 214V213H201ZM209 214H211L210 215V217L211 216H213L212 218H214V220H215V215L216 214H214V215H212L213 213H209ZM204 215H207V214H204ZM130 216V215H129ZM192 216L194 217V215L192 214ZM198 216H200V214L199 215H196L195 216V218H200V217H198ZM66 217V218H65ZM207 217V216H206ZM205 216H202L201 218H206ZM207 218H209V216L207 217ZM66 219V220H65ZM156 220V222H155V220ZM161 219V220H160ZM210 219V218H209ZM68 220V221H67ZM210 220H212V219H210ZM66 222H68V223H66ZM162 223V224H163ZM117 225H120V226H117ZM159 224H157V225H155V226H158ZM170 226L171 227H174L173 226V224L171 223L170 224ZM177 227V226H176ZM175 227V229H177ZM68 228H70V229H68ZM117 228V229H116ZM164 228H166V230H164ZM67 229V230H66ZM114 229H116V230H114ZM170 229H172V228H170ZM114 230V231H113ZM127 230V231H126ZM179 228H178V232H179ZM11 231V232H10ZM113 231V232H112ZM125 231H126V233H125ZM151 231H153V233L151 232ZM162 231H165V232H162ZM171 231V230H170ZM176 231V230H175ZM201 231V230H200ZM74 232H75V234H74ZM133 232V231H132ZM145 232V234L142 236V234ZM158 232V233H157ZM162 232V233H161ZM168 232V233H167ZM201 232H204V231H201ZM224 231H222L221 232V234L222 235H224L225 234V236H223V237H225V239L224 240H222L221 238H219V240L221 239L222 241H224L223 243H229V241L231 242V240L233 239V235H232V233L228 230V231H226V233H223ZM111 233V234H110ZM154 233H157L156 234V236L155 237H153L155 234ZM167 233V234H166ZM175 234L174 236H169V237H164V238H167L165 241H162V239H163V236H168V235H173V234ZM71 234L72 235H75V236H71ZM79 235V236H77V235ZM149 234L150 235H152V234H154L152 237L154 238V240H153V238H149L148 236H149ZM166 234V235H165ZM220 233H219V235H221ZM5 236V237H4ZM122 237V236H121ZM120 237V238H121ZM148 237V238H147ZM172 237V238H171ZM220 237H222V236H220ZM161 238V239H160ZM109 239V240H108ZM151 239H152V241H151ZM214 239H217L218 240V235L216 236V237H214V238H212V239H210V240H212V243L213 244H216L218 241L217 240H214ZM3 240V241H2ZM147 240V241H146ZM157 240L158 241H160L161 243L160 244H163L162 246L161 245H157L158 246V248L157 249H160V247H162V249L163 250H161L160 249V251H159V253H156V252H150L149 253V251H151V246H156V242H157ZM164 240V239H163ZM175 240H177V239H175ZM210 240H209V242H210ZM82 241V242H81ZM154 241H156V242H154ZM213 241H215V242H213ZM145 242V243H144ZM151 242H153L154 244H151V245H149ZM162 242H164V243H166V244H164V243H162ZM7 243V244H6ZM190 243V244H189ZM189 245H188V247H192V248H196V244H194V242L193 241H189ZM220 242H218V244H219ZM83 244H85V245H83ZM126 245L125 247H128V248H124L123 246H120V245ZM114 245V246H113ZM141 245L143 246L144 245V248H142V249H145L144 251L142 250V249H140V251H143V254L142 253H140V251L139 250H137V248L140 246L141 247ZM166 247H165V246ZM210 245V244H209ZM117 246L118 247H120L121 249L118 251L117 250ZM211 247H212V245H210ZM209 246V247H210ZM124 249H123V248ZM135 247H137V248H135ZM208 247V249H209V253H210V255H214V254H212V248H209ZM214 247V246H213ZM153 248H155V247H153ZM153 248H152V251H153ZM165 248H169V249H165ZM93 249V250H92ZM100 249V250H99ZM119 249V248H118ZM128 249H130V250H132V251H130L129 253H127L128 254V258H119L118 260H119V263H117L118 262V260H116V258H117V256H119V255H121V254H119L121 251H122V255L123 256H126V252L127 251H129ZM146 249H148V251L146 250ZM211 249V250H210ZM220 249V248H219ZM98 250V251H97ZM107 250V251H106ZM134 250H135V252L136 253H138L139 252V254H141V259H144L143 260V262H141V263H136L135 261H136V259H138V258H135V257H137V256H135V253H133L134 252ZM168 250H170V251H168ZM221 250V249H220ZM92 251V252H91ZM96 251V252H95ZM114 251H115V253L117 254V251H118V254L117 255H115V253H114ZM147 251V254L145 253ZM154 251H158V250H156V249H154ZM215 251H217V250H215ZM222 251V250H221ZM221 251H219V252H217V253H219V254H223V255H225V252H221ZM166 252V253H165ZM214 252V251H213ZM132 254H133V257H132ZM145 254L147 255V256H145ZM150 254V255H149ZM156 254H158V255H156ZM163 254H166V257L168 258H174V259H172V261H171V259H168L167 260V258H161V257H163L164 255ZM115 256V259H114V261H115V263H113L112 262V259L114 258L113 256ZM121 255V257H123ZM138 255V254H137ZM172 256H174L173 255V253L171 254ZM218 255V254H217ZM0 256H1V253H0ZM108 256H109V258H108ZM155 256H156V258H155ZM179 256V257H178ZM112 257V258H111ZM132 257V258H131ZM213 257H218V258H220L219 256H213ZM148 260H147V259ZM150 258H154V259H150ZM224 258V257H223ZM129 259V260H128ZM135 259V260H134ZM141 259H139L138 260V262H140V260ZM164 261H163V260ZM167 261H169V262H167ZM181 259V260H180ZM221 259V258H220ZM151 260H154V261H151ZM166 261V262H165ZM174 261V262H173ZM180 261V262H179ZM123 262V263H122ZM135 262V263H134ZM156 262V263H155ZM165 262V263H164ZM171 262V263H170Z\"/></svg>",
  "mask_w": 264,
  "mask_h": 264
}]
</instances>
